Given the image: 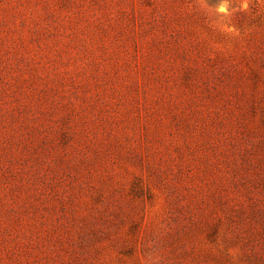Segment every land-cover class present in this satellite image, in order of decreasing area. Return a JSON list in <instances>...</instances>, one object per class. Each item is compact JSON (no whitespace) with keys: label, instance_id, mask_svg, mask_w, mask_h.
<instances>
[{"label":"rangeland","instance_id":"1","mask_svg":"<svg viewBox=\"0 0 264 264\" xmlns=\"http://www.w3.org/2000/svg\"><path fill=\"white\" fill-rule=\"evenodd\" d=\"M0 264H264V0H0Z\"/></svg>","mask_w":264,"mask_h":264}]
</instances>
